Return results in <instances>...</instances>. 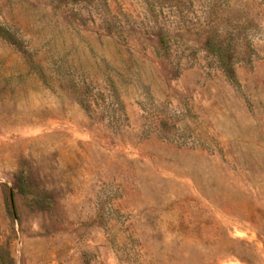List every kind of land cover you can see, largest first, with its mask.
<instances>
[{
  "label": "rangeland",
  "instance_id": "rangeland-1",
  "mask_svg": "<svg viewBox=\"0 0 264 264\" xmlns=\"http://www.w3.org/2000/svg\"><path fill=\"white\" fill-rule=\"evenodd\" d=\"M156 1L0 0V264H264V0Z\"/></svg>",
  "mask_w": 264,
  "mask_h": 264
},
{
  "label": "trees",
  "instance_id": "trees-1",
  "mask_svg": "<svg viewBox=\"0 0 264 264\" xmlns=\"http://www.w3.org/2000/svg\"><path fill=\"white\" fill-rule=\"evenodd\" d=\"M176 1V0H170ZM158 1H150L148 5L153 8V6ZM194 3V2H193ZM231 0H204V2L199 5L201 8L206 9V11L211 14L219 11L222 7L229 6ZM226 34V33H225ZM231 41H247L246 38L241 36L236 37L232 33L226 34L223 38L222 35H214L207 40L204 45V50L212 59V64L216 65L218 69L222 72L226 80L233 86L239 87V83L235 73V67L238 64L249 65L254 60V51H252L251 46L248 44L234 43ZM161 48L167 54L166 59L170 60L168 57L171 52V47L166 42V39H161ZM175 67H178L176 64Z\"/></svg>",
  "mask_w": 264,
  "mask_h": 264
}]
</instances>
